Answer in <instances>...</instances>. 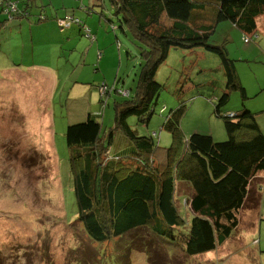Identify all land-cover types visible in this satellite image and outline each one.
I'll list each match as a JSON object with an SVG mask.
<instances>
[{"label": "rangeland", "instance_id": "374dc122", "mask_svg": "<svg viewBox=\"0 0 264 264\" xmlns=\"http://www.w3.org/2000/svg\"><path fill=\"white\" fill-rule=\"evenodd\" d=\"M52 2L38 3L47 4L44 12L51 15L41 26L30 28L18 19L0 26V264H264V172L254 180L258 203L240 210L238 227L214 250L188 256L181 249L184 243L171 245L147 227L102 244L89 239L76 221L67 127L91 115L101 122L102 134L114 129V103L127 98L128 91L136 92L143 60L129 29L118 27L110 0ZM66 14L81 19L91 35L66 36L55 19ZM197 15L192 21L216 24L209 42L227 49L246 90L243 97L233 89L222 113L249 109L264 133V15L256 32L247 34L249 41L231 21L216 22L213 4ZM4 20L0 12V22ZM156 79L164 88L150 120L143 124L130 116L128 123L138 135L153 136L158 156L173 143V133L163 124L181 106L185 141L194 132L211 134L216 141L228 138L224 120L215 112L227 82L218 54L203 46L172 47ZM130 145L115 130L111 156L126 160ZM160 170L168 173L162 165ZM191 189L176 179L180 228H189L193 217L186 201Z\"/></svg>", "mask_w": 264, "mask_h": 264}, {"label": "trees", "instance_id": "16d2710c", "mask_svg": "<svg viewBox=\"0 0 264 264\" xmlns=\"http://www.w3.org/2000/svg\"><path fill=\"white\" fill-rule=\"evenodd\" d=\"M41 2L0 0V12L5 15L0 26L8 19L35 25L46 22L51 15L44 12L47 4L38 6ZM110 2L119 20L118 27L123 32L128 28L139 43L143 61L136 92L131 95L128 91L127 98L114 103V129L102 134L101 122L91 115L67 127L66 140L72 149L71 174L78 205L76 221L96 244L147 227L171 245L184 243L181 249L188 256L214 250L238 227L240 210L248 203L255 206L258 203L253 186L264 171V133L255 113L249 109L241 113H222V106L233 89H239L243 97L246 90L237 79L234 60L228 57L227 49L209 42L216 24H198L192 19L196 14H203L211 3L217 9V23L229 20L245 35L253 34L258 28V18L264 15V0ZM51 12L58 15L57 11ZM55 19L63 29L76 24L83 33H92L74 14ZM200 46L218 54L224 65L226 91L217 98L215 112L224 120L228 138L216 141L211 134L194 132L185 141L180 127L181 106L171 110L163 124L173 133V143L158 156L160 147L153 136L138 135L128 118L137 116L143 124L150 120L153 105L164 88L156 79V73L169 50ZM104 85L105 94H109L110 86ZM231 113L233 115H229ZM115 130L123 132L133 144L126 160L111 156ZM161 165L168 173L162 174ZM176 179L192 188L186 199L193 213L189 228H180L182 219L174 203ZM175 230L182 236L177 237Z\"/></svg>", "mask_w": 264, "mask_h": 264}, {"label": "crops", "instance_id": "0c3cea01", "mask_svg": "<svg viewBox=\"0 0 264 264\" xmlns=\"http://www.w3.org/2000/svg\"><path fill=\"white\" fill-rule=\"evenodd\" d=\"M23 23H21L22 25ZM30 28L35 25V24H32V23H28ZM25 25V24H24ZM37 26H41V25H37ZM81 34L82 33V30H81V27L79 25H76V24H72L70 27H68L67 29H64V34H66V36H76L78 34ZM223 134V133H222ZM264 171H262L259 175H258V178H262L263 173Z\"/></svg>", "mask_w": 264, "mask_h": 264}, {"label": "built area", "instance_id": "2783aa9c", "mask_svg": "<svg viewBox=\"0 0 264 264\" xmlns=\"http://www.w3.org/2000/svg\"><path fill=\"white\" fill-rule=\"evenodd\" d=\"M86 33H88V32H86ZM249 39H250V37H245V41H249ZM105 90H104V92H105Z\"/></svg>", "mask_w": 264, "mask_h": 264}, {"label": "water", "instance_id": "95a60500", "mask_svg": "<svg viewBox=\"0 0 264 264\" xmlns=\"http://www.w3.org/2000/svg\"><path fill=\"white\" fill-rule=\"evenodd\" d=\"M229 115H233V113L229 114Z\"/></svg>", "mask_w": 264, "mask_h": 264}]
</instances>
